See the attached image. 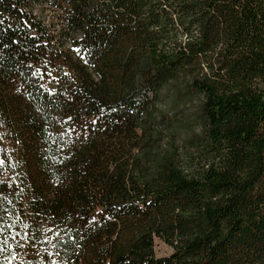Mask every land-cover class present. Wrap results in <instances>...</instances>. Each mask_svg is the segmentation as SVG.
Segmentation results:
<instances>
[{
	"label": "trees",
	"instance_id": "16d2710c",
	"mask_svg": "<svg viewBox=\"0 0 264 264\" xmlns=\"http://www.w3.org/2000/svg\"><path fill=\"white\" fill-rule=\"evenodd\" d=\"M0 264H264V0H0Z\"/></svg>",
	"mask_w": 264,
	"mask_h": 264
},
{
	"label": "rangeland",
	"instance_id": "374dc122",
	"mask_svg": "<svg viewBox=\"0 0 264 264\" xmlns=\"http://www.w3.org/2000/svg\"><path fill=\"white\" fill-rule=\"evenodd\" d=\"M155 252L159 257H165L167 255L172 254L173 249L165 243L157 241L155 246Z\"/></svg>",
	"mask_w": 264,
	"mask_h": 264
}]
</instances>
